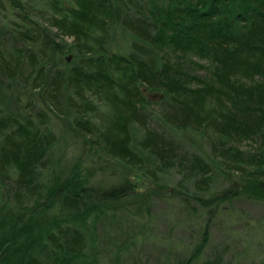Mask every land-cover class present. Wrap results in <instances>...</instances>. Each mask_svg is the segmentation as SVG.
I'll list each match as a JSON object with an SVG mask.
<instances>
[{"label": "trees", "instance_id": "1", "mask_svg": "<svg viewBox=\"0 0 264 264\" xmlns=\"http://www.w3.org/2000/svg\"><path fill=\"white\" fill-rule=\"evenodd\" d=\"M257 139L251 156L227 145ZM206 140L259 170L244 191L264 200V0H0V264H98L129 176L163 185L184 143Z\"/></svg>", "mask_w": 264, "mask_h": 264}, {"label": "rangeland", "instance_id": "2", "mask_svg": "<svg viewBox=\"0 0 264 264\" xmlns=\"http://www.w3.org/2000/svg\"><path fill=\"white\" fill-rule=\"evenodd\" d=\"M118 36L120 45L125 36ZM157 123L161 121L150 125L159 129ZM54 129L62 133L61 124L56 123ZM69 141L71 160L79 157L81 151L79 141L73 138ZM227 145L251 156L262 150L263 140H234ZM183 147L179 159L182 164L170 171L163 185L153 184L141 175L129 176L132 191L112 201L115 208L111 212L116 214L111 227L109 220L101 221L102 229L109 225L107 232L99 229L95 235L92 250L98 264H182L202 240L207 226L209 241L192 264L208 260H219L217 264H264V200L244 191L245 184L259 175V170L250 167L238 170L233 158L220 151L222 146L212 147L208 140L196 147L184 143ZM203 154L212 164V174L215 173L207 182L202 180L203 174L187 173L186 157ZM99 174H96L98 181L104 178L103 173ZM207 184L210 189L204 191ZM159 191L162 197L156 196ZM225 192L229 197L223 196ZM194 195H217L220 199L206 207Z\"/></svg>", "mask_w": 264, "mask_h": 264}, {"label": "water", "instance_id": "3", "mask_svg": "<svg viewBox=\"0 0 264 264\" xmlns=\"http://www.w3.org/2000/svg\"><path fill=\"white\" fill-rule=\"evenodd\" d=\"M71 58H72V57L70 56V57L68 58V60L70 61V60H71Z\"/></svg>", "mask_w": 264, "mask_h": 264}]
</instances>
